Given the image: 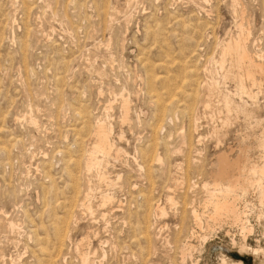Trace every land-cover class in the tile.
I'll return each instance as SVG.
<instances>
[{"label": "rangeland", "instance_id": "374dc122", "mask_svg": "<svg viewBox=\"0 0 264 264\" xmlns=\"http://www.w3.org/2000/svg\"><path fill=\"white\" fill-rule=\"evenodd\" d=\"M238 2L0 0V264H264L256 190L244 233L208 202L221 154L264 164V87L217 62L242 23L264 67V0ZM97 123L121 151L87 170Z\"/></svg>", "mask_w": 264, "mask_h": 264}, {"label": "bare ground", "instance_id": "6f19581e", "mask_svg": "<svg viewBox=\"0 0 264 264\" xmlns=\"http://www.w3.org/2000/svg\"><path fill=\"white\" fill-rule=\"evenodd\" d=\"M231 7H242V5L238 2V0H232ZM250 35V31L247 28H244L242 23L236 24V36L233 37L231 35L227 40H223L218 45L220 46V55L217 62L220 65L221 71L223 72V78L227 79L229 77H232L236 82V89L242 94V96L255 103L258 101V97L262 95L263 92L262 88L264 87V67L263 54L251 52L248 48ZM227 59H230V62L234 63L235 67L237 68L236 73L232 71L231 67L225 66V62ZM217 83L218 82L216 80L212 81L208 89L212 92L217 90ZM220 91L219 93L222 102L223 104H225L226 109H228L233 103L232 98L230 94L222 93ZM122 108L125 112L128 109L126 100L124 99L122 100ZM32 123L36 124L34 120H32ZM199 140L200 139H198V141ZM261 140V145L264 148V138H262ZM112 150H114L117 155L121 151V149L115 147L114 143L111 141L108 127H106L104 123H97L94 129L93 147L88 150L87 154L88 159L85 163L86 169L90 170L93 166L101 165L106 160V157L111 154ZM218 160L220 169L215 175V181L212 182V185L215 188H213V190H210L211 192L208 197V202L213 208L212 218L214 220L222 218H224L225 220H229L230 222H233V224H237L238 226H240L239 228L244 233L246 227L248 226H245L246 222H244L243 220V215H245L244 209L247 208V203L244 205L245 208L243 209L238 206V203H236V200L238 199L237 192L239 191L242 195H245L250 189L252 190V188H254L256 190V193L258 194L259 201L261 203H264V164L260 167L251 165L246 170L244 169V166H241L240 161L230 162L224 154H221ZM232 170H236L237 174L233 176L230 175V172ZM245 170L248 173L244 174ZM258 173L259 176L257 177L256 175ZM207 185L208 184H205V186ZM220 185L221 187L216 188ZM85 196L88 199L90 198L89 193H87ZM110 199L111 197L106 196L103 197L102 200L103 202H106ZM168 199L169 201L172 200L171 198ZM83 206H85L87 211H91L92 209L90 203L86 205L83 204ZM156 211L164 213L159 204L156 205ZM193 216L197 218V212L193 211ZM11 226L13 225L11 224ZM206 239L207 237H202V241H206ZM190 246L191 245L183 246L182 250L184 255L187 253V248L189 247L188 249L190 250V248L192 247ZM240 246L242 250L246 249L247 247L245 243L241 244ZM253 251L255 253L258 252L257 249ZM88 254L89 253H81L82 264H89Z\"/></svg>", "mask_w": 264, "mask_h": 264}]
</instances>
